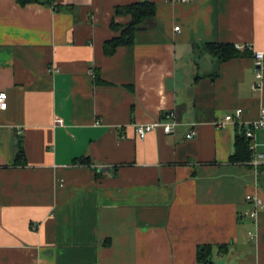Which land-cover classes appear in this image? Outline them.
Returning a JSON list of instances; mask_svg holds the SVG:
<instances>
[{"label":"crops","instance_id":"obj_1","mask_svg":"<svg viewBox=\"0 0 264 264\" xmlns=\"http://www.w3.org/2000/svg\"><path fill=\"white\" fill-rule=\"evenodd\" d=\"M135 1L0 0V264H200L198 244L212 264H264V210L245 201L264 198V126L255 168L229 161L264 107V0H148L132 44L104 55L109 21L128 20L112 7ZM208 42L262 51L260 86L251 55L216 62ZM167 110L170 133L137 139Z\"/></svg>","mask_w":264,"mask_h":264},{"label":"trees","instance_id":"obj_2","mask_svg":"<svg viewBox=\"0 0 264 264\" xmlns=\"http://www.w3.org/2000/svg\"><path fill=\"white\" fill-rule=\"evenodd\" d=\"M18 6L26 4H40L44 6L55 7L54 0H14ZM154 14V4L148 0H141L130 2L122 5H115L112 7V16L125 15L128 20L123 25H116L112 19L109 21V27L118 30L117 35L110 37L103 41L102 52L104 55H110L116 46L124 45L129 46L133 42V36L136 30L139 29L141 22ZM204 50L206 53L214 57L216 62L224 61L237 56H249L251 52L244 47L238 50L232 43L229 42H208L204 43ZM252 143L250 138L244 136L243 130L239 128L233 137V149L229 156V161L235 163H244L249 168L248 163L252 159V151L249 145ZM23 158V151L18 145L14 156V162L18 158ZM72 163H88L87 157H78L72 159ZM256 178L259 186L264 190V164L256 166ZM226 245H218L216 248H225ZM211 245L198 244L195 247V260L200 264H212L211 262Z\"/></svg>","mask_w":264,"mask_h":264},{"label":"built area","instance_id":"obj_3","mask_svg":"<svg viewBox=\"0 0 264 264\" xmlns=\"http://www.w3.org/2000/svg\"><path fill=\"white\" fill-rule=\"evenodd\" d=\"M182 1V0H179ZM173 30L177 31L178 27L174 26ZM250 50L249 47H246ZM251 56L253 59V64L255 66L254 69V81L252 82V88L257 89L260 86V83L262 81V72L260 69V65L263 58V52L262 51H250ZM5 108V92L0 91V110H3ZM239 113V109H235L232 114L227 113L225 114L220 121L217 122V125L220 127H223L228 121L232 119L233 116H237ZM53 122L55 124L61 125V119L58 117H54ZM176 125L173 113L172 111H164L159 119L149 122V123H137L133 126V130L135 133V136L137 139H143L145 135L150 132L151 130L155 128L161 129V131L165 134L170 133L174 126ZM264 126V107L260 109L258 118L248 124L246 129L244 130V136L247 138H250L252 141L253 137V130L257 127ZM194 132L192 129H190L187 133H185V138H191L193 136ZM254 145L251 143L249 145V149L253 151ZM250 164L255 168L256 161L253 160V158L250 160ZM245 201L248 203L249 207L246 211V214L248 217L253 218L257 211L264 210V198H259L258 196L254 194H246L245 195Z\"/></svg>","mask_w":264,"mask_h":264},{"label":"water","instance_id":"obj_4","mask_svg":"<svg viewBox=\"0 0 264 264\" xmlns=\"http://www.w3.org/2000/svg\"><path fill=\"white\" fill-rule=\"evenodd\" d=\"M99 171H101L102 169H98Z\"/></svg>","mask_w":264,"mask_h":264}]
</instances>
